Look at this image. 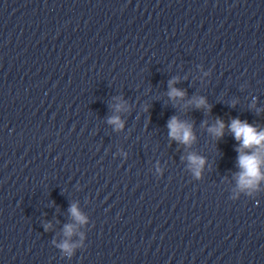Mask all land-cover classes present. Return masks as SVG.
Segmentation results:
<instances>
[{"label": "water", "instance_id": "1", "mask_svg": "<svg viewBox=\"0 0 264 264\" xmlns=\"http://www.w3.org/2000/svg\"><path fill=\"white\" fill-rule=\"evenodd\" d=\"M237 117L264 129V0H0V264H264Z\"/></svg>", "mask_w": 264, "mask_h": 264}, {"label": "clouds", "instance_id": "2", "mask_svg": "<svg viewBox=\"0 0 264 264\" xmlns=\"http://www.w3.org/2000/svg\"><path fill=\"white\" fill-rule=\"evenodd\" d=\"M176 82L175 78L169 81L170 91L168 92L169 97L175 99L176 97L183 98L186 95V91L172 87ZM197 108L205 107L210 110L211 106L207 104V100L204 97H200L195 100ZM116 110L120 111L124 105L117 104ZM108 122L113 124L117 129L123 127V122L119 116H112ZM225 122L219 117L216 119L214 125L208 128V131L213 136L219 138L224 134ZM167 127L169 129V137L183 143L190 145L195 139L192 132V125L187 122L180 121L177 116L171 117L168 121ZM229 130L233 133L235 139L240 142L237 149L238 164L241 171L238 174L237 184L241 190L255 189L261 180H264V129H257L256 126L249 124L246 120L233 118L227 125ZM247 150V151H246ZM189 160L192 164L203 165L204 159L196 155H190ZM199 173H197L198 175ZM70 212L74 219L80 223H84L86 217L81 214L76 204L71 205ZM47 227V226H46ZM74 232V226L71 224L65 225V235L71 237ZM60 247L69 253L75 247L68 241H65Z\"/></svg>", "mask_w": 264, "mask_h": 264}]
</instances>
